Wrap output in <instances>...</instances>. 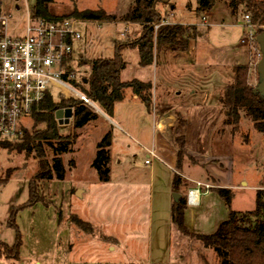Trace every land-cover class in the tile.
Returning a JSON list of instances; mask_svg holds the SVG:
<instances>
[{"label": "rangeland", "instance_id": "obj_1", "mask_svg": "<svg viewBox=\"0 0 264 264\" xmlns=\"http://www.w3.org/2000/svg\"><path fill=\"white\" fill-rule=\"evenodd\" d=\"M0 1L3 11L10 16L9 34L24 37L35 0ZM134 1L53 0L50 9L58 15L75 9H102L121 17ZM228 3L229 0L217 2L214 14L218 21L212 26L202 24L206 14L197 15V0H159L157 3L163 19L170 23L195 24L199 30L192 43L193 57L183 53L180 60L169 53L165 58L158 53L164 63L159 83L170 88V97L166 105L160 92L155 106L170 107L168 115L173 120L165 122L169 128L176 123L177 112H183L188 120V154L182 166L178 168L160 154L161 160H154L153 168L145 163L149 160L154 111L140 106L137 100L132 102L134 105L120 109L124 122L115 119L127 134L117 127L111 131L108 181H101L91 167L96 144L102 139L100 130H84L82 135L80 129L77 130L72 151L62 156L66 170L64 179L40 182L43 202L17 214L16 223L23 237L20 259L2 258L0 264H221L213 249L179 231L171 212L178 201L175 195L185 197L189 187H196V181L210 183L213 188L230 189L233 199L229 206L211 188L197 207L187 205L185 224L194 234L214 233L231 211L239 212L244 223L252 224L255 218L250 213L256 208L258 191L264 203V135L254 128L244 112L235 131L223 123L222 98L224 88L233 79L232 67L247 63L250 67L248 82L256 87L259 83L257 65L262 57L257 42L238 43L244 34L241 27L244 12L232 15ZM77 28L83 36V41L76 44L77 54L83 55L86 62L79 67V77L86 79L91 61L112 58L116 43H126L142 34L141 25L119 19L113 22L80 20ZM253 33V37H257L255 26ZM242 51L246 52L244 56ZM122 55L127 62L121 73L122 81L153 79L154 68L140 66L137 49H125ZM173 71L180 76L177 81L172 79ZM193 89L196 94L191 97ZM58 93L55 90L56 101ZM97 108L93 109L99 113L100 107ZM23 122L31 131L32 116ZM72 122L73 119L69 125H58L61 135L72 132ZM52 153L47 148L50 162ZM71 161L76 164L74 170ZM37 170L33 155L26 158L25 154L0 148V183L7 172L12 171L9 181L0 186V242L14 244L16 232L7 223L13 208L29 200L30 180ZM175 174L181 175L186 183L178 192L173 187ZM80 189L83 190L81 196L77 192ZM72 215L92 225L95 239L75 226Z\"/></svg>", "mask_w": 264, "mask_h": 264}, {"label": "trees", "instance_id": "obj_2", "mask_svg": "<svg viewBox=\"0 0 264 264\" xmlns=\"http://www.w3.org/2000/svg\"><path fill=\"white\" fill-rule=\"evenodd\" d=\"M159 0H135L127 12L118 17L108 14L104 10H73L69 14H54L50 7L53 0H35L32 7L33 19H44L57 22L65 19L81 21H107L122 20L127 23H136L142 26V34L126 43H116L112 58H99L90 62L89 77H79V67L86 64L83 56H78L75 64L68 65L64 78L77 90L109 117L113 116L115 104L125 98L127 90H131L148 108L157 115L168 113L170 107L165 104L153 105V84L138 79L122 81L121 73L127 67L122 52L125 49H137L140 55V66L148 67L155 63L158 53L172 51L175 56L187 53L192 43L197 39L199 30L196 25L168 24L158 12L156 5ZM220 0H197V15L209 12ZM228 6L232 15L237 16L242 10L244 15H249L252 24L257 29V35L264 30V0H229ZM243 15V16H244ZM153 24H159L155 29ZM250 67L248 64H236L232 67L233 79L224 88L222 110L224 125L232 126L235 131L241 120V112L253 122L254 128L264 135V96L254 92L255 87L248 82ZM191 72V71H190ZM85 80H87L85 82ZM71 108L73 110L72 132L67 136L61 135L55 118L59 109ZM33 118L32 130L23 129L21 135L14 142L0 141V148L25 154L26 158L33 157L37 160L38 170L31 178L29 184V200L27 203L14 207L7 225L16 232V240L12 246L0 242V260L6 258L18 261L23 245L22 236L16 223L17 214L24 208L34 207L43 202L40 194V182L50 181L54 178L64 179L66 175L63 164V154L72 151L78 134L75 132L85 125L98 119L99 115L90 105L77 98L55 100L51 93L35 105L31 114ZM188 120L183 112L176 113V123L171 127L172 138L177 148V167L182 162L188 151L186 148V129ZM42 126L41 128H39ZM112 132L109 130L97 144L96 157L92 167L97 171L101 181L109 180L110 146ZM47 148L52 150L53 158H47ZM71 166L74 162H70ZM12 171H8L0 186L5 185ZM186 185L181 175L175 174L173 187L175 191L181 190ZM213 188V187H212ZM216 192L227 205H231L233 192L227 188L215 187ZM256 208L250 213L255 218L252 224L244 223L239 218V212L231 211L227 220L219 224L212 234L191 233L185 224L187 209V196L180 197L173 206L171 218L179 231L186 236H193L206 248L214 250L221 264H264V203L261 201V192L258 191ZM72 222L81 231L93 234L94 228L89 223L72 215Z\"/></svg>", "mask_w": 264, "mask_h": 264}, {"label": "built area", "instance_id": "obj_3", "mask_svg": "<svg viewBox=\"0 0 264 264\" xmlns=\"http://www.w3.org/2000/svg\"><path fill=\"white\" fill-rule=\"evenodd\" d=\"M10 16L3 11L0 1V141L14 142L23 129L24 119L30 117L33 107L40 103L47 93L59 100L77 98L97 108L83 93L74 88L65 78L68 65L77 61L76 42L83 36L77 28V19L47 21L28 17L24 37H14L8 32ZM165 23V22H163ZM158 29L159 24H153ZM249 15L243 16L242 43H255ZM147 165L157 159V153L150 150ZM202 188L209 191L212 186L196 182V187L187 193V205L199 204Z\"/></svg>", "mask_w": 264, "mask_h": 264}, {"label": "crops", "instance_id": "obj_4", "mask_svg": "<svg viewBox=\"0 0 264 264\" xmlns=\"http://www.w3.org/2000/svg\"><path fill=\"white\" fill-rule=\"evenodd\" d=\"M164 3L167 4L166 1ZM216 4L213 6V8L209 12H205L206 16H203L202 24H206L208 26H212L216 21H218L217 20L218 19L217 15L214 14V12H215L214 9L217 6ZM156 7H157V5H156ZM197 7H198V5L196 6V8ZM196 8H195V10H196ZM173 9L174 8H172L171 10H173ZM123 14H125V13H123ZM208 20H209V24H208ZM163 22L168 23V24H176V23H170V22H168L165 19H164ZM179 24H182V23H179ZM183 25H185V23ZM186 25H195V24H186ZM243 33H244V30L242 31V34ZM200 36H202V34H200ZM243 37H244V34H243L242 37H239L238 43L245 44V43L241 42ZM81 41H83V38H82ZM77 43L78 42H76V44ZM76 44H75V50H76ZM242 52H243V56H244L246 54V52L245 51H242ZM248 52H249V48H248ZM168 53H169V55H174L175 56V54L172 51H169V50L168 51H162L160 53V56H163L165 58ZM186 54L189 55V57H193L194 44L191 45V48L189 49V51L187 53H185V55ZM79 56L81 57L83 55H79ZM160 56L159 57L157 56L156 59H155V63L150 65V66H152L154 68V71H155L154 77H153L154 80L153 79L150 80L151 83L153 84V105H155L156 97L158 96V94H160V92L162 93L163 103H166V105L168 103L167 100H169V97H170L169 96L170 88L165 87V86L162 87L160 85V83H159L160 82L159 74L161 72L162 66H164V63L162 62V59H160L161 58ZM175 57L181 60L180 56H175ZM248 61H249V59H248ZM245 64H247V63H245ZM177 68L178 67L176 66V69ZM177 71L176 72L173 71V73L171 72L172 75H174V76H172V79H175V81H177L180 78V76L177 75ZM189 71H190V69H189ZM150 81H148V82H150ZM171 85H174V83H171ZM191 92L193 93V94H190L191 97L194 96V94H196L194 89ZM175 93H176V95L179 94V90L176 91ZM135 100L139 101L137 104H140V106H145V104L136 95H134V93H132L131 90H127V92L125 94V98L122 101H119V102H117L115 104L114 113H113L112 117L107 116L100 109L99 110L100 112L98 113V115H99L98 119L93 121V122H91V123H89V124H87V125H85L83 128L80 129L81 135L83 134L84 130L85 131H87V130L89 131V130L97 129L98 131L100 130L101 137H103L109 130L112 131L114 127H117L121 132L127 134L125 132L124 128L118 122L116 123V120L118 118L120 121L124 122V120L122 119V117L119 114L120 113V109L122 107H125V106H128V105H132L133 104L132 102H134ZM152 111H154V110H152ZM153 114H154V117H153V120H152L153 121L152 122L153 123V126H152L153 132H152V139H151V148L149 149V151L153 150L155 153H157V156H158V154H160L162 156H166L168 159H170L171 163H174L177 166V160H178L177 159V148H176V146L174 144V141H173V138H172L173 134H172V131H171V127L169 128V127H167V125H165V122H166L165 117L169 116V115H168V113H166L164 115H157L155 113V111H154ZM171 119L173 120V118H171ZM112 139H113V135H112ZM97 144H96V147H97ZM111 146H112V143H111ZM111 146H110V148H111ZM95 157H96V154H95ZM154 160H161V158H159V156H158V158L154 159ZM153 161H152V163L150 165L152 168H153V165H154ZM91 167H92V164H91ZM71 169L72 170L76 169V164L75 163H74V165H73V167ZM183 178L187 179L188 181L190 180L188 177H186L184 175H183ZM196 182H200V181H196ZM207 184L211 185L210 183H207ZM211 186H213V185H211ZM192 188H194V187L193 186L189 187L187 192L184 193V196H187L188 191L190 189H192ZM77 192L79 193V196H81L83 194V190H81V189L77 190ZM207 194H209V191H206L204 188H202L201 197L203 195H207ZM180 195L182 196V194H180ZM201 197H200L199 204L201 202ZM188 206L190 207L191 205H188ZM191 207H195V206H191ZM90 236H91V238L95 239L93 234H90ZM109 238H111V237H109ZM112 239L117 241L114 237Z\"/></svg>", "mask_w": 264, "mask_h": 264}, {"label": "water", "instance_id": "obj_5", "mask_svg": "<svg viewBox=\"0 0 264 264\" xmlns=\"http://www.w3.org/2000/svg\"><path fill=\"white\" fill-rule=\"evenodd\" d=\"M256 42L259 45L262 57L257 65V72L259 74V83L255 87L254 92L255 93L258 92L264 96V30L257 35ZM86 81L87 80H85V82ZM55 118L59 126L66 125V124L69 125L73 118V110L71 108L59 109L55 113ZM165 120L171 121L172 119L171 117L166 116ZM175 197H176V200H178L181 197V195L176 194Z\"/></svg>", "mask_w": 264, "mask_h": 264}]
</instances>
